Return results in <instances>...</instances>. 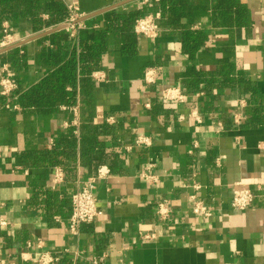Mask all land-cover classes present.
I'll return each mask as SVG.
<instances>
[{
    "label": "crops",
    "instance_id": "0c3cea01",
    "mask_svg": "<svg viewBox=\"0 0 264 264\" xmlns=\"http://www.w3.org/2000/svg\"><path fill=\"white\" fill-rule=\"evenodd\" d=\"M57 1L74 5L82 17L117 4H123L113 9L119 13L161 14L160 0ZM201 1L189 3L201 7ZM215 1L191 24L183 19V26H161L155 39L136 36L131 54L122 52L121 35L112 32L100 68L90 74V100L82 102L78 82L75 103L53 112L25 107L21 96L54 70L44 53L55 49L52 35L60 30L27 40L68 19L39 31L28 17L3 22L0 50L18 46L0 53V76L6 66L18 88L12 100L0 95V264H39L44 252L58 256L57 264H264V0H240L250 11L249 28L212 25ZM107 12L78 23L103 29ZM40 17L50 19L47 13ZM185 26L204 31L194 58L183 48ZM5 31L12 37L2 47ZM224 64L231 65L233 84L219 83ZM149 67L158 70L155 85L143 81ZM189 67L215 73L217 82L190 88L184 103L158 101L166 87L188 89L183 75ZM103 126L110 133L99 135L103 143L94 150L118 153L113 170L111 159L93 163L86 142ZM72 134L75 157L66 155L59 165L46 152L66 149ZM138 137L151 145L136 146ZM101 167L109 171L96 189L103 213L73 233L71 196ZM57 169L63 181L54 184ZM243 187L256 198L247 209L233 210L232 190ZM192 196L213 215L192 213ZM162 201L171 215L161 223L156 209ZM146 234L154 236L147 241Z\"/></svg>",
    "mask_w": 264,
    "mask_h": 264
},
{
    "label": "trees",
    "instance_id": "16d2710c",
    "mask_svg": "<svg viewBox=\"0 0 264 264\" xmlns=\"http://www.w3.org/2000/svg\"><path fill=\"white\" fill-rule=\"evenodd\" d=\"M201 3V7H194L189 0H160V26H183V19H186L187 24L193 23L195 17L209 13V0H202ZM40 13H47L50 19L44 21ZM210 13L211 24L215 27L249 28L251 25L250 11L240 0H216ZM144 15L143 10L126 13L113 10L104 15L106 24L103 29L94 30L87 24L86 28L78 29L76 36H71L66 29L55 32L52 35L55 49L49 56L44 53V60L49 62L54 70L40 83L22 94L21 103L25 107H33L43 112H53L61 104L72 105L76 100L75 88L78 82H80L82 102L89 101L93 90L90 74L100 68L106 51L107 36L112 32L119 33L123 41L122 52L126 55L133 53L132 48L135 46L134 41L137 36L133 25L138 18ZM23 17L31 18L34 29L39 31L43 26L49 27L69 19L70 12L63 3L57 0H49L45 5H42L40 0H0V32L3 31V22H17ZM182 30L184 51L194 58L205 40L204 31H193L188 26L183 27ZM19 57L14 56L17 64L22 59ZM230 70L231 65L224 64L223 69L217 73L221 78L220 84H233L236 81ZM214 75L215 73L205 74L195 67H189L183 75L188 84V89L185 88L186 92L189 94L190 88H198L203 81L212 87L217 82ZM208 76L210 78H207ZM67 86H70L72 90H67ZM96 131V135L86 140L92 150L90 158L94 160L95 165L106 163L108 159H111L109 166L113 170V166L117 163L118 153L108 149L94 150L95 146L103 143L99 135H109L110 127L103 126L96 128ZM69 138L64 143L66 149L46 152L53 153L52 157L59 165H64L62 159L66 155H69V159L75 157L76 138L73 134Z\"/></svg>",
    "mask_w": 264,
    "mask_h": 264
},
{
    "label": "built area",
    "instance_id": "2783aa9c",
    "mask_svg": "<svg viewBox=\"0 0 264 264\" xmlns=\"http://www.w3.org/2000/svg\"><path fill=\"white\" fill-rule=\"evenodd\" d=\"M67 8L70 12V17L66 22V30L70 32L71 36H74V32L84 27L81 23L77 22L82 16L74 5H70ZM160 20V13L148 14L140 17L135 21L134 32L137 36L155 39L158 37L161 31V26L159 24ZM11 37V34L6 32L3 41L1 42V46L6 47V45L9 44ZM93 75L97 81L103 79V76L98 73ZM157 77L158 70L155 67H149L143 76V81L145 84L155 85L157 84ZM17 88V83L10 76L6 66H4L2 75L0 76V95L6 98L8 101L12 100L15 98L14 94ZM188 97L189 94L185 89L175 86L166 87L164 90L158 91L157 93L158 101L165 105L184 103ZM147 106L149 107L150 105L147 104ZM179 119H182V117H179ZM236 121L238 122V120ZM135 144L140 148L148 147L151 145V139L138 137ZM108 173L109 171L105 167L99 168L95 175L90 176L85 181L80 183L79 188L72 194L71 215L69 217V223L70 230L73 233H77L83 224L92 223L102 215L103 212L98 207L96 189L98 181L103 179ZM145 177L147 179L152 178L151 176L146 175ZM61 181H63V172L61 169H57L53 176V183L57 184ZM232 193L231 208L236 211H243L244 209L252 206L256 198V194L253 193V191L248 187H243V189L234 188ZM192 200V213L205 219L213 215L212 209L203 201L197 200L195 196H192ZM170 212L171 210L167 201H162L157 204L156 214L159 222L162 223L168 221L171 215ZM153 236V234H146L142 237L144 240L150 241ZM59 261L60 258L58 256H55L49 252H44L39 258V264H57Z\"/></svg>",
    "mask_w": 264,
    "mask_h": 264
},
{
    "label": "water",
    "instance_id": "95a60500",
    "mask_svg": "<svg viewBox=\"0 0 264 264\" xmlns=\"http://www.w3.org/2000/svg\"><path fill=\"white\" fill-rule=\"evenodd\" d=\"M120 5H123V4H117V5H115V6H111V7H109V8H106V9L101 10V11H99V12H96V13H94V14H90V15H87V16H83V17L80 18L77 22L85 21V20H87V19H89V18H92V17H95V16H97V15L103 14V13H105V12H107V11H110V10H113V9L119 7ZM64 28H66V25H65V24H64V25H61V26H58V27H56V28H54V29H51V30H49V31H46V32H44V33H42V34H39V35H37V36H34V37L30 38V39L27 40V41H30V40H33V39H37V38H40V37H42V36H46V35L51 34V33L55 32V31H57V30H61V29H64ZM27 41H25V42H27ZM25 42H24V43H25ZM22 44H23V43H22ZM19 45H20V44H19ZM16 46H18V45H15V46H9V47H7V48L1 49V50H0V53H2V52H4V51H7V50H10V49H12V48H14V47H16Z\"/></svg>",
    "mask_w": 264,
    "mask_h": 264
}]
</instances>
